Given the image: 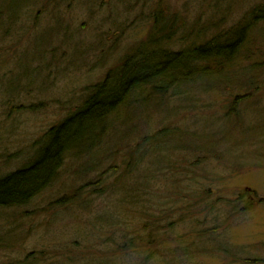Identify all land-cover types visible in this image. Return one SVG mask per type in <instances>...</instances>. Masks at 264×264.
<instances>
[{
  "label": "rangeland",
  "instance_id": "1",
  "mask_svg": "<svg viewBox=\"0 0 264 264\" xmlns=\"http://www.w3.org/2000/svg\"><path fill=\"white\" fill-rule=\"evenodd\" d=\"M53 2L39 0L42 4L1 9L6 19L11 17L6 16L8 10L19 11V14H14L10 26L0 28V175L31 159L43 133L78 105L88 88L104 82L106 73L121 65L125 56L139 45L149 44V38L156 34L155 17V27L166 21L167 26H171V19L186 26L175 31L167 28L164 33H171V42H158L166 49L180 50L191 43L203 44L214 35L235 28L254 6L264 4V0ZM1 22L5 23L2 18L0 25ZM249 26L248 37L252 35L254 46L247 44L241 52L246 54L244 51L252 46V53L255 48L264 54V22ZM16 29L19 30L16 32ZM180 36L182 39L178 40ZM43 43L49 45L44 51V46L39 47ZM43 53L46 55L42 56ZM248 63L236 61L232 66L234 70L225 69L233 71L238 78L234 76L231 83H224V91L214 87V92L196 94L200 92L196 91L194 94L191 89L187 93H192L190 104L180 105L171 100L174 103L166 112L173 114L158 112L148 118L149 134L144 137L150 138L161 128L176 127L192 133L182 145L174 139L155 146L147 139L144 143L128 139L126 143L119 141L121 131L117 130L94 142L86 153L77 155L79 146L74 147L64 156L59 177L48 190L33 197L20 211L13 208L0 212V264H162L160 258L153 255L155 252L150 253L155 245L146 249V228L159 230V225L166 237L162 240L164 248H200L179 261L166 264H264V153H254V144L243 141L233 125L228 126V121L237 120L233 118L236 116L245 125L264 122L260 108L264 106V92L258 107L239 102L241 94L249 96L255 92L245 93L244 82L257 80L256 84L261 85L264 80V70L253 76L247 73L251 66ZM11 83L13 89L8 88ZM141 91L149 93L148 99L169 94H157L149 87ZM189 105L192 109L186 110ZM177 108L180 110L176 112ZM118 126L124 124L114 128ZM94 138L82 142L90 144ZM225 139L228 141L224 142ZM211 140L216 142L215 151L194 150L195 141L198 147L208 145ZM232 142L235 147L229 148ZM148 144L150 150L159 149L161 145H178L192 151L182 148L177 150L180 155L173 151V158H167L169 162L174 160L172 165L168 161L164 163L174 171L181 169L162 175L156 166L149 167V164L161 163L162 157L154 154L157 150L144 151L143 146ZM109 151L111 153L102 158V154ZM94 165L90 171V166ZM112 169L117 172L112 173L108 183L120 172L126 175L131 172L128 177L133 178H122L121 185L125 195L134 193L135 205L125 207L120 193L112 191L109 195L107 191L102 195L91 191L104 184L103 177ZM134 176H139L144 183ZM243 189L254 191L256 199L262 202L248 204L244 200L242 212L219 222L205 216L202 207L211 203L209 199L213 201L221 196L223 200L234 201ZM205 192L208 198L202 197ZM220 210L224 217L229 208L222 206ZM159 218V223L150 224ZM212 225L220 226L222 233L217 243L202 238L199 233ZM125 232L130 233L134 241L117 248ZM218 246L232 248V259L214 250ZM146 250H149V259Z\"/></svg>",
  "mask_w": 264,
  "mask_h": 264
},
{
  "label": "trees",
  "instance_id": "2",
  "mask_svg": "<svg viewBox=\"0 0 264 264\" xmlns=\"http://www.w3.org/2000/svg\"><path fill=\"white\" fill-rule=\"evenodd\" d=\"M50 2H53V0H50ZM30 3H37V5L42 4L39 3V0H26V2L22 0H0V15H3L0 16V19L2 18L5 22H1L0 28L1 26L4 28L10 26L14 21V14H19V11L8 10V14H6V16L11 17L6 19L4 17V10H1L3 6L14 7L15 5L20 7L22 4H28V6H31ZM50 6L53 7V5ZM155 20L156 17L154 19V30L156 34L154 33L149 38V44L147 46L143 44L139 45L132 53L125 56L126 59L121 61V65L116 67L114 70H109L106 73L104 82H99L88 88L85 97L81 99L80 103L70 108L67 114H65L60 121L49 127L43 133L41 141L35 149V155L31 159L24 163L23 166L0 175V212L5 209L13 208L20 211L25 205L30 204L33 197L48 190L54 184L56 179L59 177L63 158L66 154L72 152L74 147L78 146L79 147L77 148L75 154L80 155L86 153L93 147L94 142L98 143L101 141V139L110 131L112 134L117 133V130L121 131V134L118 135L121 137L119 141L123 140L126 143H128V139L132 141L134 139H138L140 142L143 141L142 143L148 140V142L150 141L154 143L155 146V143H165L166 141L171 142V140L174 139V141L178 142V145H182L181 143L185 141L186 138H191L192 133L180 130L176 127L169 130L161 128L158 133L154 134L150 138H147L150 128L148 126L151 124V122L148 121V118H152V115L154 116L158 112L168 111L170 105L174 103L171 100L180 102V105L190 104L188 100L191 98L192 93L190 95L187 93H190L191 89L194 94L196 91H200L196 92V94L214 92V87L218 90L222 89L224 91V83H231L233 81L231 79H234V76L235 79L238 78L233 71H225L226 68H228V70H234L235 67L232 66H234L236 61H238V63L241 61L250 62L254 57H256L254 61L258 60V62L255 64L248 63L251 66L247 68V73H250L251 76H253L264 70L263 52H259L254 48L255 53H252V46L244 51L246 54L241 52L247 44H252L254 46L252 35L250 38L248 37L249 28L251 27L249 25L264 22V4L257 7L254 6L251 9L249 16L247 18L245 17L243 21L237 23L235 28L218 33L217 36L214 35V37L203 44L196 45L191 43L187 47L180 50H170L159 45L158 42H165L166 44L171 42V33L165 34L164 31L167 30V28L168 30H172V27L167 26L168 21L164 22L159 27H155L157 24ZM172 23L174 24L173 21ZM60 27L61 26H59V28ZM184 27L186 26L182 25L181 28ZM1 30L2 29H0V31ZM18 30L19 29H16V32ZM186 37L189 39L188 35H186ZM181 39L182 36L178 38V40ZM150 43H152V45H150ZM46 44L47 43L39 45L40 48L44 46L42 51H44L45 48H48L49 45ZM45 55L46 54L43 53L42 56ZM251 56L254 57L251 58ZM197 67H199V70L196 69ZM201 77H204V80H200ZM256 83L257 80H252L248 83L244 82L243 87L245 89V93L253 90H255V92L249 96H243L244 93L241 94L240 96H242V98L239 101L240 103H247V105H249L248 107L251 108L261 103L260 95L264 92V80L261 85H257ZM146 87H149L157 94H165L168 92L169 94L167 97L159 96L155 99H148L149 93L143 94V91H141ZM188 87L189 89L186 91V88ZM13 88L14 87H11L10 89ZM148 104H152V106L150 107ZM260 108H262L264 113V106ZM191 109L190 105L186 108V110ZM178 110L180 109L177 108L176 112ZM166 113L173 114L169 112ZM233 118H237V120L234 122L228 121V126L233 125V129H235V131L241 135L242 138H244L243 141L254 144V153L263 154L264 122H258L261 125L256 122L250 125H245L242 120H239L238 116ZM114 122H116L117 125L124 124V126L114 128L117 126L113 125ZM145 134H147V137L143 136ZM202 135L207 136V134H204L203 132ZM94 136L95 138L92 143L89 144L82 142V140ZM159 137H166L168 139L158 141L157 138ZM228 140L231 141L230 138H228ZM228 140L225 139L224 142ZM195 142L194 150L199 149L198 151H201L202 153L206 152V148H208L209 151L216 150L215 141L210 142L208 145L198 147H196ZM260 144L261 146H259ZM82 145H86L85 148H83ZM147 146H143L144 151L146 149L150 150L149 144ZM161 146L162 147H158L159 149L150 150H157L154 154L162 157L160 159L161 163L155 165L149 164V167L156 166L157 172H159V174L162 172V175L167 173L171 174V172H179L181 168H177L174 171L172 166L164 163V161H168L167 158H169L165 153H171V151L178 152L177 150L182 148L189 151L192 150L187 146ZM234 147L235 144L232 142L229 148ZM226 151H229V149ZM108 153H111V151L104 153V155ZM222 154L224 155V152H222ZM172 161L173 160L168 162L171 164L173 163ZM95 165L92 168L90 166V171L94 169ZM160 165L161 168L158 167ZM86 172H84V174ZM113 172H117V170L112 169L108 173L109 175L106 174V177H103L102 182H104V184H101L99 188L94 187L91 191H95L96 194L102 195H105V192L107 191L109 195L112 194V191L120 193L122 194V198L120 200L124 201L126 204L125 207L128 205H135L136 200L134 199V193L125 195V191L121 185L122 178H125V180L133 178L128 177L131 172L127 175L125 172H120L119 174L114 175V180L112 182L108 183ZM139 182L144 183L141 178ZM139 182H137V185ZM136 190V187L133 188L134 192ZM202 197L208 198V194L205 192V196L202 195ZM205 200L206 199H204L203 202H205ZM244 200H247L248 204H259L262 202L260 198L256 199V193L254 191L250 189H243L234 201L223 200L221 196H218V198L213 201L209 199V202L211 203L207 207L204 206L202 208L205 211L206 217H210L211 220L219 222L223 218L230 217L232 214L242 212L243 208L241 205ZM222 206L229 208L226 212V216L224 217H221L223 212L220 208ZM208 213L211 214V216ZM160 221L161 219L159 218V221H152L150 224L159 223ZM169 226H171V224H169ZM219 228L220 226L212 225L199 233L202 238H205L206 240L211 239L212 243H217V237L222 236ZM146 230V249H150L155 245L156 247L150 253L152 255V252H155L153 255L158 256L162 264L179 261L182 257L188 256V254L193 250L200 249L182 247L164 248L162 240L166 239V237L163 235L164 231L161 229V225H159V230L149 229V227L146 228ZM157 233H159L162 237L161 239L158 237ZM124 234L125 235L122 236L121 241L117 242V248L124 246L126 243H133L134 238H131L130 233L125 232ZM136 237L139 239V235ZM151 239H154L155 242H150ZM219 247L220 246L214 248V250H216L219 254L232 259L234 256L232 248ZM159 248L162 249L160 250ZM146 253L148 254L147 258L149 259V250H146Z\"/></svg>",
  "mask_w": 264,
  "mask_h": 264
},
{
  "label": "bare ground",
  "instance_id": "3",
  "mask_svg": "<svg viewBox=\"0 0 264 264\" xmlns=\"http://www.w3.org/2000/svg\"><path fill=\"white\" fill-rule=\"evenodd\" d=\"M53 7H56V6H53ZM62 12V11H61ZM247 17L249 16V14L248 15H246ZM172 21L174 22V24L172 23ZM170 27H172L173 28V30H177V29H179V28H181L182 27V23L179 21V20H176V19H171V26ZM171 28V29H172ZM258 62V60H256V61H254V60H252V61H250L249 63H252V64H255V63H257ZM28 85H31V83H27ZM13 84L11 83L9 86H8V88H11V87H13L12 86ZM14 86H16V85H14ZM156 144V143H155ZM102 151H105V147H104V149L102 150ZM171 153H172V155L169 157V158H173V156H174V152H172L171 151ZM179 153V152H178ZM102 155H104V154H102ZM179 155H180V153H179ZM178 155V156H179ZM177 156V157H178ZM182 156V155H181ZM173 160V159H172ZM174 161V160H173Z\"/></svg>",
  "mask_w": 264,
  "mask_h": 264
}]
</instances>
